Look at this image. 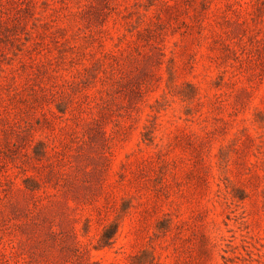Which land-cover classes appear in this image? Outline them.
<instances>
[{"label": "rangeland", "instance_id": "rangeland-1", "mask_svg": "<svg viewBox=\"0 0 264 264\" xmlns=\"http://www.w3.org/2000/svg\"><path fill=\"white\" fill-rule=\"evenodd\" d=\"M0 264H264V0H0Z\"/></svg>", "mask_w": 264, "mask_h": 264}]
</instances>
